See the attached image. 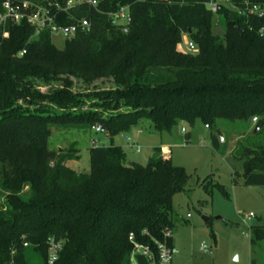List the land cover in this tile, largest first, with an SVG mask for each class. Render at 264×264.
I'll return each mask as SVG.
<instances>
[{
  "label": "trees",
  "instance_id": "1",
  "mask_svg": "<svg viewBox=\"0 0 264 264\" xmlns=\"http://www.w3.org/2000/svg\"><path fill=\"white\" fill-rule=\"evenodd\" d=\"M210 1L76 5L59 13L56 24L85 19L90 29L76 32L63 49L52 44L49 31L35 37L25 23L9 29L0 45V190L11 208L0 205V264H31L28 250L47 264L50 239L64 243L53 264H131L134 242L152 247L176 227L173 198L186 192L190 176L169 154L155 151L142 166L128 162L111 142L89 148V170L77 173L63 165L65 159L52 158L53 128L97 125L112 141L142 124L169 133L180 122L200 121L213 131L217 121H242L253 126L254 137L242 151L243 185L264 187V18L241 17L225 4L214 13ZM228 2L264 8V0ZM123 7L130 18L126 34L110 17ZM215 24L224 28L222 37L213 33ZM184 38L194 53L180 49ZM72 79L85 85L112 79L115 87L76 93ZM35 82L60 86L42 94ZM215 132L211 145L217 150ZM202 186L229 197L210 177ZM25 188L27 200L21 201ZM249 234L253 249L264 242V223ZM136 261L145 264L141 257Z\"/></svg>",
  "mask_w": 264,
  "mask_h": 264
},
{
  "label": "rangeland",
  "instance_id": "2",
  "mask_svg": "<svg viewBox=\"0 0 264 264\" xmlns=\"http://www.w3.org/2000/svg\"><path fill=\"white\" fill-rule=\"evenodd\" d=\"M213 33L222 37L224 28L215 24ZM66 41L60 33L51 34V42L57 49H63ZM187 43L188 39L184 38L180 45L184 52H188ZM35 83V89L42 94L60 86L59 82ZM72 84V91L82 94L115 87L112 79H101L90 85L72 79ZM87 107L88 104L81 109L74 107L71 112L86 110ZM121 108L123 111L127 109ZM146 126L142 124V130L133 129L123 134L133 144L127 143L123 135H117L110 141L106 132L98 134L93 130L94 126L53 128L48 147L55 161L65 159L63 165L77 173L88 172V149L101 146V142L104 146L112 142L121 147L128 162L142 166L148 163L155 151L164 153L162 149H166L172 164L183 168L190 176L186 192L173 198L172 214L176 227L172 240L177 252L173 253L172 264H251V260L253 264H264V242L251 249L249 234L251 226L264 223V187L243 185L242 151L254 140L253 126L242 121L220 120L212 131L200 121L192 126L180 122L169 133H158L154 128L146 130ZM215 131L223 135L217 150L211 145V135ZM209 177L212 184L225 187L228 198L211 186L206 193L202 183ZM27 191L25 188L19 195L21 201L27 200L24 197ZM0 205L4 210L11 208L7 194H2L1 190ZM248 214L254 217L245 222L243 217ZM203 244L210 252L200 251ZM27 253L31 264H42L39 258L31 257L30 250Z\"/></svg>",
  "mask_w": 264,
  "mask_h": 264
},
{
  "label": "built area",
  "instance_id": "3",
  "mask_svg": "<svg viewBox=\"0 0 264 264\" xmlns=\"http://www.w3.org/2000/svg\"><path fill=\"white\" fill-rule=\"evenodd\" d=\"M86 4L92 7H96L97 0H66L63 5L58 4L53 0H2L0 6V45L8 37L9 29L13 26L21 24H27L33 28V35L36 37L43 31H49L52 33H60L66 40L71 39L76 32H88L90 29V23L83 19L76 25H70L64 27L56 24L55 18L59 13L67 12L69 9L76 5ZM220 4L228 5L229 9L237 13L241 17L256 16L258 18H264V8L257 5L245 3L243 7L236 8L230 5L228 0H211L207 7L216 12ZM112 24L120 27L122 33H127L130 18L128 15V9L123 7L111 16ZM188 52L194 53L195 46L192 42L188 41L186 44ZM25 51H21L18 56H22ZM253 123L256 119L252 120ZM207 128V126H205ZM93 130L98 134H104V130L100 126H94ZM184 133L185 130L182 129ZM127 141L129 139H126ZM164 153L168 154L166 149H162ZM254 217L253 214H248L243 217V220L250 221ZM172 239V232L166 230L163 233L161 240H153V246H144L138 243H133V252L130 258L131 264H138L137 257H141L145 260V264H172L173 247L169 246V241ZM63 242L54 241L50 239L47 241V264L55 263L59 254L63 248ZM28 244H24L27 247ZM200 251L203 253L210 252L205 244L200 247ZM7 264H13L12 261Z\"/></svg>",
  "mask_w": 264,
  "mask_h": 264
},
{
  "label": "crops",
  "instance_id": "4",
  "mask_svg": "<svg viewBox=\"0 0 264 264\" xmlns=\"http://www.w3.org/2000/svg\"><path fill=\"white\" fill-rule=\"evenodd\" d=\"M142 129H143L142 126L136 128L137 131H138V130H142ZM123 137H124V135H123ZM124 139H125V140H126V139H129L128 141L126 140V142H127V143H131V139H130V138H128V137H124ZM101 144L104 145L103 142H101ZM131 144H133V143H131ZM160 154H161V153H160ZM172 247H173V253H176L177 251H176V249H175V244H174V241H173V240H172Z\"/></svg>",
  "mask_w": 264,
  "mask_h": 264
},
{
  "label": "water",
  "instance_id": "5",
  "mask_svg": "<svg viewBox=\"0 0 264 264\" xmlns=\"http://www.w3.org/2000/svg\"><path fill=\"white\" fill-rule=\"evenodd\" d=\"M228 25L232 26L233 23L230 22V23H228ZM237 30H238L239 33H242V31L240 29H237ZM255 131H256V128H255L254 132ZM215 134L217 135L219 141L222 142L223 141V135L221 134V132L220 131H216Z\"/></svg>",
  "mask_w": 264,
  "mask_h": 264
}]
</instances>
